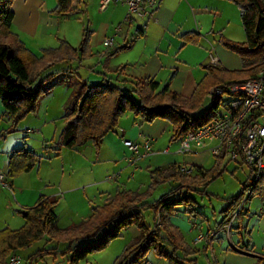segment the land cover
Masks as SVG:
<instances>
[{
  "label": "trees",
  "instance_id": "16d2710c",
  "mask_svg": "<svg viewBox=\"0 0 264 264\" xmlns=\"http://www.w3.org/2000/svg\"><path fill=\"white\" fill-rule=\"evenodd\" d=\"M56 1L54 13L59 17L72 15L77 9L74 8L76 4L79 6L81 3V0ZM227 1L240 10L245 41L236 43L222 36L220 43L240 57L242 69L226 70L220 66H206L205 78L189 98L170 92L169 84L161 89L160 83L151 79L138 80L134 89L129 91L107 79L104 83L91 87L86 80L80 79L67 107V123L60 134L59 145L77 150L92 143L100 149L104 138L119 127L121 118L127 113H132L141 124L153 123L157 119L168 121L174 141H181L187 134L211 123L219 116L221 98L212 101L211 108L199 114L209 91L224 84L253 80L264 70V0ZM14 2L15 0H0V100L11 124L8 130L0 133V139L15 133L18 124L36 113L41 101L53 92L56 84L52 83L55 79L52 77L61 72L50 74L41 80L48 69L58 63L80 61L79 52L65 41L61 42L58 49L44 50L41 57L27 48L12 31L15 20ZM90 35L91 32L87 30L84 51L89 50ZM182 39L187 44H199L200 41L199 35L194 33L185 34ZM130 48L131 45L117 49L110 56ZM64 73L66 84L69 85L71 78L67 75L75 74V71L69 68ZM42 159L27 149L17 150L11 157L7 177L14 179L22 173L32 171ZM214 159L211 168H191L193 173L188 175L182 172V168L186 166L176 164L154 169L150 171L151 183L145 192L120 190L105 205L94 208L89 219L67 229L58 227L57 199L41 197L35 207L20 212L25 219L22 228L0 231V264H9L14 255L33 247L45 237L57 246L39 251L37 256L62 254L68 257L70 264H79L89 255L105 250L112 241L122 236L124 230L133 226L141 234L125 249L115 264H146L152 251L165 258L169 264H185L189 257L200 251L186 243L183 232L173 223L172 218L181 206L190 205L193 200L180 192L187 190L205 193L225 173L232 161L225 155ZM172 182L177 184L175 189L159 200L150 202L161 185ZM254 182L251 170L250 180L242 193L232 199L225 210V220L220 228L228 225L237 211L238 218L242 215L241 202ZM253 197H259L264 205V176L247 200ZM145 210H152L155 214L156 223L153 228L145 223ZM60 242L67 243L62 251L59 248ZM167 248H171L172 252ZM231 251L235 252V249ZM35 257L36 255L29 257L31 264ZM196 261L197 259L189 260L191 263ZM255 264H264V255L258 256Z\"/></svg>",
  "mask_w": 264,
  "mask_h": 264
},
{
  "label": "crops",
  "instance_id": "0c3cea01",
  "mask_svg": "<svg viewBox=\"0 0 264 264\" xmlns=\"http://www.w3.org/2000/svg\"><path fill=\"white\" fill-rule=\"evenodd\" d=\"M16 2L18 0H15ZM23 2L22 5L18 6L19 8H14L15 3L13 5L15 20L12 31L20 37L27 48L36 53L41 50L58 49L62 41L69 43L75 49L78 48L72 41L74 34H71V25L64 21L67 16L59 17L54 13L57 7L56 0H23ZM233 5L235 4L227 0H162L153 19L140 20L135 16L129 17L128 7L124 4H112L105 11H101L100 0H81L80 5L76 4L74 7L77 8L76 11L69 16L76 17L78 14L83 13V17L86 18L85 21L88 23V29L92 34L89 44V49L92 52L103 50L104 41L108 38H114L115 45L112 47L114 52L117 49L131 45L129 51L134 54V57H125V60L132 61H129L128 64L126 61L124 66L127 67H122L121 71L117 70L118 78H125L122 82L130 83L133 81L129 78H147L155 81H157L155 78H173L169 83V91L189 98L193 95L199 80L206 76L205 67L211 65V54L220 59V67L223 69H242L240 57L236 53L225 49L220 43V38L225 37L220 32L229 31V19H231L230 15L226 16L225 9L229 12L235 11ZM19 13L23 20L16 22ZM80 24H83V22H80ZM118 26H121L122 29L119 33H116ZM80 29L83 30L82 27ZM188 33L199 35V44H187L182 36ZM80 34L79 30L76 32V37L74 36V38H78L79 46L82 42ZM227 34L225 38L235 40L231 31ZM112 51H110V48L106 52L103 51L100 59L107 58V69L114 72L116 65L111 66L110 63L119 56H116L118 55L116 54L111 57V53H114ZM129 51L124 50L120 53L125 52L127 54L130 53ZM118 59H123V57ZM128 69L133 72L129 73ZM65 71V69L59 71L61 75H58L52 83L57 84L61 81V84L67 85ZM79 80L78 82L73 80V83L69 82V85L76 89ZM137 81H134V83ZM9 128L10 122L0 100V133ZM9 136H6L3 140L0 139V171L5 174H8L11 157L17 151V146L9 141ZM145 140L151 141L152 153H142L140 157L133 155L125 144L129 141L143 145ZM86 147L87 149H85ZM77 151H79L78 153L82 151L84 154V157L79 155L80 158L85 159L88 154L89 157L85 160L89 159L90 164L91 162L107 163L101 164L103 166L98 165L97 169L89 167L90 173L100 178L97 182H102L104 178L111 177L109 176L111 174L118 176L114 185H96V181L86 185L91 191L90 197L87 192H84L86 193L85 199L93 197L96 200H105L103 205L118 191L132 190L128 189L131 179L137 178L142 173H148V171L157 168H167L174 164L205 169L211 168L214 164V161H211L212 156L206 152L193 155L181 154L180 140H173L171 129L165 133L154 134V131L151 132L150 128L141 124L140 120L132 113H127L121 118L119 127L104 138L100 150L89 143L84 146V149L82 147ZM132 159L135 160L134 163H132ZM35 169L28 173H22L14 179L7 177L10 188L0 189V231L6 228H12V230L22 228L25 224V219L20 213L22 210L27 211L35 207L41 197L57 199L59 196L57 192L49 193L44 190L43 179L41 178L40 184L34 176ZM125 179L128 180L126 184H123L122 182ZM116 185H119V187ZM96 186H102V189H95ZM123 186L124 189L121 188ZM69 190L81 191L82 189L78 187ZM263 213L264 210L260 214L264 216ZM178 215L179 211L172 218L173 223L180 229L185 230L186 233L183 232L184 236L189 234L190 237L195 239V234L201 227L197 226L196 223L191 227H183L181 222L178 221ZM236 248H242V246L239 244ZM243 248L247 250L243 254L231 252L229 249L224 252L228 264H255L257 257L264 255L256 253L245 246Z\"/></svg>",
  "mask_w": 264,
  "mask_h": 264
},
{
  "label": "rangeland",
  "instance_id": "374dc122",
  "mask_svg": "<svg viewBox=\"0 0 264 264\" xmlns=\"http://www.w3.org/2000/svg\"><path fill=\"white\" fill-rule=\"evenodd\" d=\"M22 3H24L23 0H18V2L15 3L14 8L22 5ZM233 6L235 11L232 10L229 12L227 9H225L226 16H231V19H229V31H221L220 33L224 34L226 37L228 35L227 33L231 31L233 39L235 40H229L236 43H243L245 41V34L241 21V13L236 5ZM83 16V13H81L76 17L67 16L64 19L65 22H68L71 25L72 35L74 34L75 36L76 32L79 30L81 32V46L78 44V38H74L73 36L72 40L76 47H78L76 50L79 52L80 61L75 60L70 63H58L54 67L48 69L45 74L41 76V80L50 74L57 73L63 69L68 70L69 68H72L75 71V74L67 75L68 78H71L70 82L72 83L73 80L78 82V80L81 78L86 80L88 85L91 87L102 84L104 83V80L107 79L113 84L123 86L125 90L129 91L134 89V81L147 79L129 78L133 81L130 83H124L122 80L125 78H118L117 70L122 69V67L126 68L127 66H124V64L126 65V61L127 64L130 63L129 61H132L125 60V57H134V54L129 51L131 49L125 50L129 51L130 53L125 54V52H122L116 55L123 57V59H118V57L116 60H112L110 65H116V70L114 72H112V70L108 71V61L106 64L107 58L104 60L100 59V55L103 54V51L106 52L108 48L104 46V49L98 50V52H92L90 49L88 51H84V37L86 35V31L90 30L88 29V23L85 21L86 18ZM21 18L22 16L19 13L18 20H16V22L23 20ZM80 22H83L84 25L80 24ZM80 26L83 28V30L80 29ZM88 47L90 48L89 45ZM110 51L114 52V49L110 48ZM34 53L41 57L44 53V50L37 52L39 54L36 52ZM112 54L113 53H111V55ZM128 72L131 73L133 71L128 69ZM58 75H55L52 78H56ZM204 78L205 77L201 78L197 85L203 81ZM155 79L162 85L161 89H163L172 81L173 78ZM73 90L74 88H72L70 85L61 84V81L57 82L53 92L41 101L38 111L23 119L18 124L17 131L13 134H10L9 136V141L11 143H15L17 150L21 148H27L43 158L41 163L35 167L36 169L34 176L38 180L37 182L40 184L41 178L43 179L42 185L45 191L49 193L57 192L59 194L57 197L58 206L56 209L57 215L59 216V229H67L89 219L93 213V207H100L105 203V200H96L93 197L91 199H85L86 193L84 192H87L90 197L91 189H88V186L86 185L100 180L98 176H94L90 173V168L93 167L97 169L98 165L107 163L91 162L90 164L89 159L85 160L89 157L88 154L86 155L85 159L80 158L79 155L84 157L82 151V153H78L79 151L77 150H69L62 148L59 145L60 134L64 129V125L67 123L65 116L67 115V107L69 106ZM233 100L234 98L229 96H223L221 98L218 108L219 115L226 113V105ZM212 104V101L206 100L200 109L199 114H203L209 110ZM144 125L147 128H150L151 132L154 131V134L165 133L166 131H170V129L172 130L170 123L162 119H157L153 123H144ZM3 132L5 131H2V133ZM85 149H87V147ZM96 149L98 148L96 147ZM100 161L101 160L99 159V162ZM211 161H215L214 157H211ZM109 176L116 178L113 181H107V179L104 178L102 182H97L96 185L103 184L102 186H107V184H116L118 176H113V174ZM250 177L251 169L246 164L242 163L241 160L231 161L228 164L225 173L217 181L213 182L206 189L205 193L194 191L188 192L187 190L180 192L183 196L189 195L193 200L190 205H184L179 208L178 221L181 222L183 227H191L194 225V223L201 227L200 230H198V232L195 234V239L190 237L189 234H185L186 243L192 248L196 247V249L200 251L199 253H196L195 256L189 257L188 260L184 262L185 264H228L229 262L227 256L224 253L226 250L229 249L231 251L232 249H235V252L240 254L247 252V250L242 248H236V246L239 244L242 247L245 246L254 250L256 253L264 254V216L260 214L261 211L264 210V205L262 204L259 197H253L248 201L247 198L249 194H247L246 198L241 202V206H243L242 215L238 218L237 211L231 217L230 223L220 228V224L225 220V210L230 205L231 200L242 193L243 188L246 183L249 182ZM127 180L128 179H125L122 183L126 184ZM130 183L131 184L128 186V189H132L131 191L145 192L151 183L150 172L148 171V173H142V175L138 176L137 178L131 179ZM102 186H96L95 189H102ZM78 187H81L82 190H69L76 189ZM117 187H119V185ZM176 187L177 184L173 182L161 185L150 199V202L159 200L161 197ZM121 188L124 189V186ZM144 218L148 227L153 228L155 226L156 217L152 210H145ZM181 231L186 233L183 228ZM140 234L141 232L137 227H130L122 232V236L120 238L112 241L105 250L89 255L86 260L79 264H115L117 259L123 255L125 249ZM199 235H212L211 239H209L211 241H209V243H197ZM56 246L57 244L49 242L48 237H45L33 247L20 251L18 255L22 259V264H31L29 257L33 255H36V257L32 264H70L68 262V257L63 256L62 254H44L42 256H37L39 251L52 249ZM66 247L67 243L60 242L59 248L61 251ZM167 249L172 252L171 248ZM179 256L182 258V255L179 254ZM191 259H197L196 263L189 262ZM148 261L152 262L153 264H169L165 258L157 256L153 251L149 254Z\"/></svg>",
  "mask_w": 264,
  "mask_h": 264
},
{
  "label": "built area",
  "instance_id": "2783aa9c",
  "mask_svg": "<svg viewBox=\"0 0 264 264\" xmlns=\"http://www.w3.org/2000/svg\"><path fill=\"white\" fill-rule=\"evenodd\" d=\"M161 2L162 0H100V10L105 11L112 4H124L128 7L129 17L150 20L154 18ZM121 29V26H118L116 33ZM114 45V38L104 41L106 48H112ZM210 63L214 66L221 65L220 59L214 54L210 55ZM223 96L234 98L226 105V113L196 132L187 134L180 141V153L193 155L206 152L212 157L225 155L232 161L241 160L253 172L255 182L248 192L250 194L264 176V70L253 80L224 84L211 89L207 100L214 101ZM125 144L135 156L152 153L150 140H145L143 145L129 141ZM131 161L135 162L133 159ZM182 172L187 175L193 173L189 167H183ZM115 178L109 177L107 181H113ZM2 188L10 187L7 174L0 171V189ZM211 236L201 235L197 243H209ZM10 264H22L21 257L14 255ZM146 264L153 263L148 261Z\"/></svg>",
  "mask_w": 264,
  "mask_h": 264
}]
</instances>
